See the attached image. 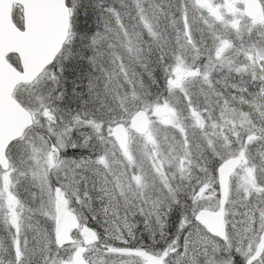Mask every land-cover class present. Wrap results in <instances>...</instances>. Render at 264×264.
<instances>
[{
    "label": "snow or ice",
    "instance_id": "6c2138e0",
    "mask_svg": "<svg viewBox=\"0 0 264 264\" xmlns=\"http://www.w3.org/2000/svg\"><path fill=\"white\" fill-rule=\"evenodd\" d=\"M115 4L119 7L99 0L97 7L106 5L100 12L103 29L90 34L81 30L80 39L92 52L88 61L96 67L110 56L116 65L123 60L116 52L119 47L155 83L152 70L143 62L142 45L150 43L159 52L157 63L167 96H153L145 90L140 73L121 62L113 71L104 72V92L110 102L101 101L95 109L82 102V108L73 112L53 104L62 99V93L50 95L47 102L38 97V107L21 106L13 123H0V207L7 209L4 222L12 238V252L8 259L0 257V264H26V255L37 252L43 264H97L89 253L102 251L109 256L138 257L140 264H264V44L236 49L243 51L246 61L237 66L227 55L232 41L214 29L219 22L225 29H236L240 37L238 14L250 17L249 33L257 26L264 29V0H175L176 15L161 10L156 0H130V5L116 0ZM80 6L81 0H71V5L61 0L64 28L45 65L53 61L64 42L76 38L71 16ZM133 8L137 24L130 30L124 19ZM229 14L231 20L227 19ZM161 15L171 17L175 47L167 33L161 32ZM200 20L211 33L212 46H205L203 36L200 41L195 39L196 31H204L196 27ZM138 27L141 30H136ZM260 35L264 40V31ZM217 66L250 73L256 89L249 91L233 83L236 93L225 99L211 79ZM50 78L58 82L55 74ZM94 79L89 76L90 97L94 96ZM193 80H201L208 93L217 97L218 117L208 108L210 100L201 106L192 99L188 84ZM182 101L183 108H177ZM34 126L42 131L32 136ZM207 128L214 131L209 133ZM197 131L203 145L218 159L214 173L208 158H201L203 147L196 142ZM137 138L142 143L139 154L132 147ZM254 144L260 146L259 162L251 156ZM20 146L27 156L16 163L10 152ZM69 149L79 151L69 153ZM85 173L97 178L96 199L104 202L107 225L103 233L72 207L73 199L81 203L86 198L91 203L88 190L82 198L78 187L87 179ZM28 176L39 189L41 214L50 225H27L35 227L37 233L33 249L28 248L26 237L22 239L25 214L33 210L26 209L14 191L20 177ZM234 192L237 200L232 199ZM182 194L190 198V204L183 203ZM31 195L35 198L37 194ZM236 203L244 211L233 210L229 221L227 206ZM177 205L178 228L169 236L168 215ZM137 216L143 218L151 241L147 246L142 240L137 242ZM237 216L242 218L237 220ZM158 240L163 245L155 248ZM61 250L67 255H60Z\"/></svg>",
    "mask_w": 264,
    "mask_h": 264
},
{
    "label": "rangeland",
    "instance_id": "374dc122",
    "mask_svg": "<svg viewBox=\"0 0 264 264\" xmlns=\"http://www.w3.org/2000/svg\"><path fill=\"white\" fill-rule=\"evenodd\" d=\"M16 13H17V15H16ZM197 15H199V14L197 13ZM22 18L23 17H22L20 7H18V12L14 9L13 20H14L16 26H18L19 28H22V26H23ZM236 18L239 20V28H240L241 35L248 33L247 26L249 25L250 21L248 23H246L244 21L245 17L244 16L241 17V16H239V14L237 15ZM227 19L231 20L232 16L229 14ZM159 25H160V21H159ZM196 27L204 29V31H203V33L196 31L195 32V39L197 41H200L201 37L203 36L205 46H212L213 40H212L211 33L208 30L207 25L202 20H200L198 22V24L196 25ZM160 28H161V25H160ZM214 29L217 32V34L223 35L227 39L232 41L233 48L229 50L227 55H228V58L233 61V64L237 65V66H242L246 61H245V56H244L243 51L237 52L236 49L241 48V47L248 48V47L252 46L253 44H264V40H262L261 35H260V32L264 31V29H260L259 26L253 28V30L251 32V33L256 35V38L251 43L249 42V40H250L249 37L246 36L247 38H245L244 40H241V36L240 37L237 36L236 29H233L231 27H228L227 29H225L224 26L222 24H220L219 22L214 24ZM148 40L149 39H147V41ZM149 46L151 47L150 43H146V44L142 45V47H144V56H145L144 62H146V64L150 58L149 57ZM61 59H62V57L60 59H58L56 61V63H59V61ZM147 59H148V61H147ZM201 59L203 60V58H201ZM189 62H191L190 56H189ZM225 70L230 72V74H232V75L238 76L240 78V80L236 81L235 79H229V80H225L222 82L220 80L219 74H224V72H226ZM215 71L217 73L215 75V79L219 82H222L221 85L225 86V88H227L231 92V94L236 93V90L231 88V84H233V83H236L240 86L247 87L249 89V91H254L257 87V85L251 80L250 73L248 74V72H239L238 73L234 70L229 71V69L227 67L220 68L219 66H217V69ZM53 72H54L53 69H48L42 74V76L38 80H36L34 83L29 85L28 87H23V86L19 87L16 90V93L14 95L15 99L25 108L38 107L39 103H40L38 97L43 98L45 100V102H47L50 95L55 96V93L53 92V90L48 89V83L51 81L50 77L54 74ZM241 81H242L243 85H241V83H240ZM252 82L254 83V85L252 87H249L248 85L251 84ZM188 87L190 90L194 89V96L197 99H199V103L201 102L200 100H202V99L205 100V102H206V99L209 96L208 86L206 84H204L201 80H193L188 84ZM202 89L204 90L203 93L201 92ZM104 96L105 97H103V98L105 100H102V101L105 103H107V101L110 102L111 98L109 96H107L106 94H104ZM177 96H182V94L177 93ZM214 96L215 95H213V97H212V99H213L212 101L216 103V97L214 98ZM53 104L57 105V101L54 100ZM177 104H176V106H177ZM233 104L236 107L242 108L244 111L246 108H248L246 105H238L237 106L236 102H233ZM219 113H220V111H218V114H215L216 116H214V117H218ZM186 123H188V121H186ZM41 131H42L41 128H39L38 126H34L32 132H31V135L35 136ZM207 131L209 133H211L214 130L211 128H207ZM215 131H218V129H216ZM163 135H164L163 131H161V133H160L161 139H163ZM196 135L200 136L199 131L196 132ZM170 136H171V130H169V139H170ZM211 138L216 139L215 137H211ZM132 147H133V150L137 151L138 154L140 151H142V143L139 141V138L134 140ZM217 147L219 148V144L217 145ZM259 147H260L259 145H255V144L252 145V147H251V156L255 162H259V156H258V152H257V149H259ZM10 156H11V159L13 162L18 163L19 159L21 157L27 156V152L25 151L23 146L14 147L11 149ZM85 176L87 177V179L81 180L80 184L78 185L82 198H83L84 190L87 189L89 194L92 196L91 204L95 207L102 206L104 202L96 199L97 193L94 189V184H95L97 178L95 176L89 174V173H85ZM14 191L17 194L18 199H20L21 202L24 203L25 208L33 210V211L26 212V214H25L26 223H25L22 239L25 237L27 238L29 249L36 248L37 247V240H36L37 233L35 231V227L29 228L27 225L31 224L34 226H39L40 228H47L50 226L48 221H47V218L41 214V210H40L41 201H40V197H39V189L32 183L30 176H28V177H20L19 183L16 184ZM32 193L37 194L35 198L32 197V195H31ZM232 199L233 200L238 199L235 192L233 193ZM188 200H189V204H190L191 200L189 197L186 198V201H188ZM85 201H87L86 198H85ZM2 203L3 202L0 201V204H2ZM72 207H73V209H75L76 213H79L81 216L86 218L88 220V222L92 223L93 225H96L95 228H96L98 233H103L104 227L107 226L104 223V220H100L99 216L90 212L87 208L82 207L80 203L75 201V199H73ZM227 207L229 209L227 212V219L229 221H231L233 219V215H232L233 210H235L237 213L244 211V209L241 208L239 203H236L235 205H228ZM6 211H7L6 207H0V257H4L5 259H8L9 254L12 252V247H11L12 238L9 234V228L4 222V217H5ZM179 212H180L179 205H177L175 208H173L169 212L168 220H167V224H166V230H167L169 236L174 235L177 231L178 222L175 223V220H176V217L178 215V221H179V217H180ZM93 216H95L96 218L93 219ZM241 218L242 217H240V216L235 217V219H237V220H239ZM98 221H100V222H98ZM135 221H138V223H137V242L142 240L144 242L145 246L149 245L151 243V241L148 240V233L144 231L145 226L143 223V218L140 216H137V217H135ZM171 224L173 227L172 230L170 229ZM162 245H163V241L158 240L157 243L154 245V247L160 248ZM52 248H53V251H55V245H53ZM60 255L66 256L67 251L61 250ZM89 255L93 256V258L97 261V264H140L139 258L135 257V256H125V257L109 256V254L106 251H102L101 253H89ZM25 260H26V264H43V260L41 259V254L39 252H37L35 255L28 253L25 257Z\"/></svg>",
    "mask_w": 264,
    "mask_h": 264
},
{
    "label": "trees",
    "instance_id": "16d2710c",
    "mask_svg": "<svg viewBox=\"0 0 264 264\" xmlns=\"http://www.w3.org/2000/svg\"><path fill=\"white\" fill-rule=\"evenodd\" d=\"M116 0H108V3H112L113 6L119 7L118 4H115ZM67 3L71 5V0H67ZM126 4L130 5V0H125ZM156 3L160 5L161 10H164L165 12L170 10L173 15H176V9H175V0H156ZM99 0H81V6L78 11H74L71 16V23H72V31L76 32V38L73 40H69L66 42L65 47L61 53V55L57 58L62 59L59 61V63H54L49 69H53V73L58 77V82H53L52 80L48 83V89L53 90L55 95L62 93V99L57 101V105L65 110H71L73 112H76L82 108V102H88L87 107L89 109H95L100 106L101 101L105 100L103 97L105 92L104 90V82L106 79V76L104 75V72H111L116 68V65L123 62L128 65H132L137 72L140 73V79L143 80V83L145 85V90L150 91L153 93V96H155L157 93L162 94L163 96L167 95L166 90H164V83H163V73L160 70L159 64L157 63V58L159 56V52L155 49L149 46V61L147 59V65L152 70L153 76L155 77L156 82L153 83L151 79H149L147 72L140 68L139 65H136L133 63V61L129 60L127 55L124 53L122 49L119 47L116 48V52L123 57L122 61H116V65H113L112 59L110 56H106L104 58V61L102 64H98L96 67H92L90 62L88 61L87 57L92 55V52L87 46V42L80 39L81 30L86 33H93L96 30H102L103 24L100 19V12L103 7L106 5H100ZM144 7H148V4L145 3ZM16 11L18 12V7H15ZM17 15V13H16ZM135 11L133 8V11L130 13L128 17H125L124 23L125 25L131 30V28L137 24V21L134 19ZM16 17V16H15ZM160 25H161V32L162 34L167 33V38L171 41V46L175 47V31L174 29L169 27V24L171 22V17L167 15H161L159 18ZM244 21L248 23L250 20L244 18ZM136 30H141L139 27ZM250 38L249 42L251 43L255 38L256 35L253 33H246L244 35H241V40H244L247 37ZM144 39L147 41V39H150L147 37L146 33L144 36ZM235 40V39H234ZM146 47V46H145ZM146 49V48H145ZM151 49V50H150ZM166 59H168L166 57ZM8 60L17 68H19V60L15 55H9ZM56 60V61H57ZM144 62V61H143ZM146 63V62H144ZM58 64V65H57ZM224 74L220 75V80L223 82L225 80L229 79H235L236 81L240 80V78L236 75L230 74L227 70H225ZM222 73V72H221ZM216 71L214 70L211 74V79L213 82V85L216 89V91L220 92L222 96L225 99H230L231 92L225 88V86L221 85L222 82H219L215 79ZM249 74V73H248ZM89 76L95 78L94 83L96 85L94 90V96L90 97L87 90V85L89 82ZM121 82L123 83L122 79ZM241 85L242 81L240 82ZM254 83L252 82L249 84V87H252ZM29 85H24L23 87H28ZM192 93V99L194 101H198L194 96V89L190 90ZM214 94H209L208 100H210V103L208 104V108L211 110L212 115L216 116L215 114H218V111H220L219 106L217 103L213 102L212 97ZM216 96H214L215 98ZM217 100V97H216ZM199 103L201 106L205 105V100H200ZM108 102V101H107ZM223 101H221L222 103ZM239 104H237L238 106ZM184 102H178L177 108H183ZM249 109L246 108L245 111H248ZM196 142L202 143L200 136L196 135ZM203 153L201 158H208L209 160V168L210 171L214 172L215 168L218 165V159L213 157L211 152L207 149L206 145H203ZM69 153L72 151H79V149L68 150ZM197 174L198 170H197ZM184 195V194H182ZM187 196L184 195V201L183 203L185 205L189 204V200L186 201ZM180 215V212H179ZM178 222V215L176 217L175 223Z\"/></svg>",
    "mask_w": 264,
    "mask_h": 264
},
{
    "label": "water",
    "instance_id": "95a60500",
    "mask_svg": "<svg viewBox=\"0 0 264 264\" xmlns=\"http://www.w3.org/2000/svg\"><path fill=\"white\" fill-rule=\"evenodd\" d=\"M15 5L22 8V29L12 19ZM64 23L61 0H0V123H13L22 106L13 97L15 88L33 83L62 51L65 42L45 65L60 42ZM11 54L19 58L20 70L8 61Z\"/></svg>",
    "mask_w": 264,
    "mask_h": 264
},
{
    "label": "clouds",
    "instance_id": "9594fccd",
    "mask_svg": "<svg viewBox=\"0 0 264 264\" xmlns=\"http://www.w3.org/2000/svg\"><path fill=\"white\" fill-rule=\"evenodd\" d=\"M82 207L87 208L90 212L96 214L97 216L100 217V220H104V216H103V205L100 207H95L93 206L91 203L89 204L87 201H82L81 203ZM100 222V221H98Z\"/></svg>",
    "mask_w": 264,
    "mask_h": 264
},
{
    "label": "flooded vegetation",
    "instance_id": "af4514ba",
    "mask_svg": "<svg viewBox=\"0 0 264 264\" xmlns=\"http://www.w3.org/2000/svg\"><path fill=\"white\" fill-rule=\"evenodd\" d=\"M89 225H90L91 227H93V228L96 230V228H95L96 225H93V224L90 223V222H89ZM170 229H171V230L173 229L172 224L170 225ZM96 231H97V230H96Z\"/></svg>",
    "mask_w": 264,
    "mask_h": 264
}]
</instances>
